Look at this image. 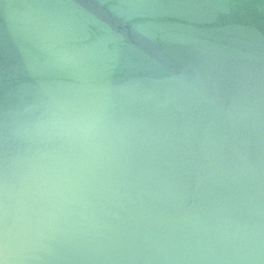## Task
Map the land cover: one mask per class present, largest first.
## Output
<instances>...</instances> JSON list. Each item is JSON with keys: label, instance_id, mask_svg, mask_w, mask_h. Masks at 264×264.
Returning <instances> with one entry per match:
<instances>
[{"label": "water", "instance_id": "obj_1", "mask_svg": "<svg viewBox=\"0 0 264 264\" xmlns=\"http://www.w3.org/2000/svg\"><path fill=\"white\" fill-rule=\"evenodd\" d=\"M0 264H264V0H0Z\"/></svg>", "mask_w": 264, "mask_h": 264}]
</instances>
